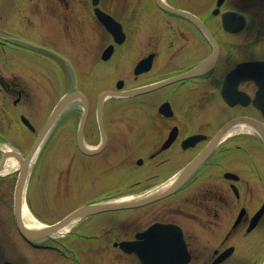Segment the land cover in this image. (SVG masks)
Returning <instances> with one entry per match:
<instances>
[{
    "label": "flooded vegetation",
    "instance_id": "flooded-vegetation-1",
    "mask_svg": "<svg viewBox=\"0 0 264 264\" xmlns=\"http://www.w3.org/2000/svg\"><path fill=\"white\" fill-rule=\"evenodd\" d=\"M92 1L0 0V161L4 149L22 155L30 151L65 90L86 96L82 140L91 149L104 142L103 148L91 155L80 148L85 106L80 100L65 109L45 142L59 144L54 149L58 153L55 175H83L90 181L102 171L93 178L95 185L103 182L104 173L110 175L106 178L110 187L101 186L104 191L94 199H114L173 183L233 119L251 118L264 125V0H183L186 5L165 0L198 22L162 9L158 0H140L138 6L119 0L120 12L112 7L116 2L101 0L99 9L117 22L114 33L98 20ZM238 14L246 21L240 33ZM201 25L218 46L213 68L129 97L130 101L106 100L100 120L102 92L159 82L192 70L211 56L214 45ZM107 49L111 56L105 59ZM55 54L65 56L72 67ZM149 56L150 68L147 63L149 69L142 71L138 66ZM87 60L90 63L80 67L79 61ZM244 63L252 66L233 73ZM94 81L102 85L98 95L86 91ZM225 86L230 98H239L236 104L223 97ZM131 101L142 110L138 116L129 114L130 106L126 111ZM164 103L173 110L169 116L160 111ZM60 156L67 158V170ZM116 176V184L110 185ZM166 200L170 219L140 222L132 236L121 239L138 241L154 223L168 224L180 229L174 233L181 234L188 253L182 263L264 264V139L258 133L235 130L180 188L151 206ZM116 249L125 262L139 264L134 255Z\"/></svg>",
    "mask_w": 264,
    "mask_h": 264
},
{
    "label": "rangeland",
    "instance_id": "rangeland-1",
    "mask_svg": "<svg viewBox=\"0 0 264 264\" xmlns=\"http://www.w3.org/2000/svg\"><path fill=\"white\" fill-rule=\"evenodd\" d=\"M173 1H175L174 3L184 5L187 4V1L183 0ZM107 2H116L114 3L116 5L112 7L115 11L120 12V7L118 5L119 0H107ZM131 2L138 6L140 0H131ZM111 12L113 13V11ZM143 40H146V37L143 38ZM67 55L70 57V54ZM72 61L76 63L75 60ZM88 63H90L88 60L79 61L80 67L82 68H85ZM90 86L91 87L87 88L86 91L91 92V94L98 95L102 91V85L99 86V84L95 81L93 82V86L92 84H90ZM66 89H68V87H66ZM127 106H130L133 109L129 112V114L134 117L138 116L142 111L137 102L127 103L126 111ZM148 112L149 111L147 110V113ZM118 126L119 125L117 124L116 127L118 128ZM63 138L64 137L59 140L60 145L64 143ZM57 144L58 141H51L47 145L43 154L38 158L35 171L33 170L32 172L30 194L28 190L27 195L32 208V214L42 224L53 223L63 218L66 214L70 213L82 203L90 201L95 198V196L100 195L104 191L100 190V187L104 184L110 187L107 184L108 179H110V175L107 174V172L104 173V177L102 179L103 182H101L100 185H95L93 178L98 177L97 174H101L102 171H97L90 181L84 179L83 175L79 176V178H75L73 175H69L67 178L64 176L59 177L57 174L55 175L54 172H57L58 168V153L55 152L54 149H59V144L58 146ZM65 159L67 158L60 156L59 162L62 165H65L67 163L64 161ZM67 169L68 165L63 166V170ZM130 172L134 173L133 171ZM120 174L121 173L119 172L118 176ZM118 176L109 180L110 185L116 184ZM14 178L16 179V175ZM3 180L9 182L6 178ZM122 181H124V178H122ZM72 182L83 186L78 189L70 188L69 184L72 185ZM92 182L94 183L92 184ZM169 207L170 205L166 200L161 203H157L156 206L149 205L140 208V210L100 214L88 219L85 223L80 225V227L71 236H62L57 238L64 242L63 244H67L72 250L78 251L77 253H74L73 259H78L80 264H129V262L122 260L117 251L109 248L108 246L119 238H124L127 235L132 236L134 232L138 230L140 222H143V225H147L150 221H153L157 217L164 220L170 219L171 214H167V212H169ZM9 212L10 211L5 205H1L0 262L4 263L6 260L10 264H71V260L64 261V259H60V257L53 251L32 250L30 246L20 237V234L15 228L13 217L10 216L11 214ZM191 230L194 231L195 229L191 228ZM82 235H94L95 238H90L89 244L85 242L84 245H82L81 242H76V240ZM60 241H57L55 244H58ZM196 246L198 247L199 244ZM85 251L89 252L88 259L85 255L79 253H85ZM240 253L242 254V252ZM195 254L197 253L195 252Z\"/></svg>",
    "mask_w": 264,
    "mask_h": 264
},
{
    "label": "water",
    "instance_id": "water-1",
    "mask_svg": "<svg viewBox=\"0 0 264 264\" xmlns=\"http://www.w3.org/2000/svg\"><path fill=\"white\" fill-rule=\"evenodd\" d=\"M94 3H98V0H94ZM159 5L168 11L177 12L180 14H184L186 16H191V14L174 10L167 4H165L162 0H158ZM99 18L110 28L113 29L112 26H115L116 22L112 20L108 16H104L103 13L99 12V10H96ZM193 18V17H192ZM195 19V18H194ZM217 54H214L211 56L207 62L202 63L198 69H194L193 71H190L182 76L176 77L174 79L167 80L166 82H162L160 84L144 87L141 89L132 90L129 92H126L124 95L126 96H132L135 94H140L143 92L150 91L156 87L161 86L164 83L172 82L178 79H183L186 77H191L199 72H201L206 66H208L211 62H214L216 60ZM225 93V91H224ZM114 95H120L116 94L115 92H107L103 93L99 97V108H100V118L102 117L101 113V106L102 102L105 100L108 96H114ZM76 100H82L84 104H87V100L84 97V95L79 92L78 90H75L73 92L67 93L56 105L55 109L53 110L51 116L49 117L43 131L39 135L34 147L32 148L30 154L27 156L26 159H23L19 153L13 154L17 159H19L21 163V171L18 177V181L16 184V190H15V212H16V219L18 227L21 231V233L30 240H41L50 237L51 235L59 232L61 229L72 225L74 222L79 221L85 217L107 212V211H113V210H121V209H132L137 208L140 206L147 205L156 199L166 196L170 194L172 191L177 190L186 180L187 178L196 170V168L203 162V160L206 158V156L211 152V150L214 148L216 141H213L212 144L206 149V151L200 155L193 163H191L189 166H187L181 173V176L179 180L170 187L166 192L162 193L161 195H153L148 196L146 198L137 199V200H129V201H122V202H103V203H92L85 206H82L78 208L77 210L70 213L68 216L63 218L61 221L52 224L50 226L39 228V229H32L28 228L24 223L22 219V207L24 203V192H25V186L29 178V171H30V162L37 151L38 147L43 143L46 135L51 131L55 123L57 122L58 118L60 117L61 113L64 111V109L71 104L72 102ZM87 107V106H86ZM87 114V108L85 109V116ZM83 117L81 122V127L79 130V145L81 150L84 153L87 154H94L96 152H99L103 148V144L96 150H88L86 146L84 145V142L82 140V133H83V126L86 117ZM238 121H242L245 124L254 127L258 133L262 136L264 139V125H262L260 122H257L253 119L249 118H243L241 120H234L233 122L229 123L218 135V138H220L224 132L227 131V129L235 124H237ZM102 126V124H101ZM103 127V126H102ZM104 132V131H103ZM7 154L5 155V157ZM4 157V159H5ZM3 164V163H2ZM1 170V167H0ZM171 227L168 225H160L156 224L153 225L151 228H149L144 234L140 236V238L144 239L142 242H124L121 243V247L128 253H135L137 258L140 260L142 264H185L182 263V256L186 255L185 251H183L181 247V242H177L176 235H173V233L170 231Z\"/></svg>",
    "mask_w": 264,
    "mask_h": 264
},
{
    "label": "bare ground",
    "instance_id": "bare-ground-1",
    "mask_svg": "<svg viewBox=\"0 0 264 264\" xmlns=\"http://www.w3.org/2000/svg\"><path fill=\"white\" fill-rule=\"evenodd\" d=\"M242 129H243V126L240 127V130H242ZM231 133H233V131H231L229 134H231ZM18 168H19L18 161L16 159L10 157L7 159V161L5 163L3 173H7L10 171L12 172V171L17 170ZM133 198H135V197L125 198L124 200H130ZM22 217H23L25 224L29 228H42L43 226H45L44 224H40L38 221H36L35 217L32 215V213H30V210L28 209V207L25 204L23 205V208H22ZM68 229L69 228H65L61 232L65 233L68 231Z\"/></svg>",
    "mask_w": 264,
    "mask_h": 264
}]
</instances>
